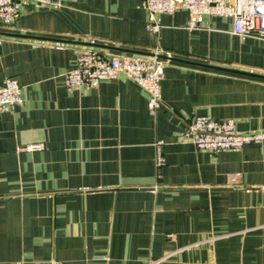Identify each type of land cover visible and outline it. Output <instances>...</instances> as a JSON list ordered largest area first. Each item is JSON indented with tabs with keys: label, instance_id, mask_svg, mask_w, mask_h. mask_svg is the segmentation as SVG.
I'll list each match as a JSON object with an SVG mask.
<instances>
[{
	"label": "crops",
	"instance_id": "1",
	"mask_svg": "<svg viewBox=\"0 0 264 264\" xmlns=\"http://www.w3.org/2000/svg\"><path fill=\"white\" fill-rule=\"evenodd\" d=\"M143 2H24L0 24V85L15 78L23 97L0 112V264H264V142L210 152L179 135L204 115L264 130V39L223 16L189 29L182 8L152 34ZM156 46L154 114L123 76L63 85L79 50Z\"/></svg>",
	"mask_w": 264,
	"mask_h": 264
},
{
	"label": "built area",
	"instance_id": "2",
	"mask_svg": "<svg viewBox=\"0 0 264 264\" xmlns=\"http://www.w3.org/2000/svg\"><path fill=\"white\" fill-rule=\"evenodd\" d=\"M64 1L70 0H0V24L11 25L24 2L56 6ZM143 5L147 10L146 29L152 34L161 28L157 14H173L182 8L189 14V29L198 27L199 18L223 16L232 19V33L264 39V0H144ZM2 42L3 37L0 36V47ZM151 53H111L95 47L79 50L75 54L74 65L63 74V85L71 92L80 86L96 87L104 80L123 76L147 94V108L154 114L161 106V80L167 62L160 57L157 46ZM22 103L18 81L12 77L5 78L0 85V112ZM179 135L195 148L210 152L239 150L246 143L264 142V130L239 132L232 118L215 119L208 115L193 116ZM163 146L162 139L154 142V164L158 173L165 163Z\"/></svg>",
	"mask_w": 264,
	"mask_h": 264
},
{
	"label": "water",
	"instance_id": "3",
	"mask_svg": "<svg viewBox=\"0 0 264 264\" xmlns=\"http://www.w3.org/2000/svg\"><path fill=\"white\" fill-rule=\"evenodd\" d=\"M131 52H134V53H143L144 55H151L152 53H149V52H139V51H135V50H130ZM160 57H163L162 55H160ZM204 65V64H202Z\"/></svg>",
	"mask_w": 264,
	"mask_h": 264
}]
</instances>
